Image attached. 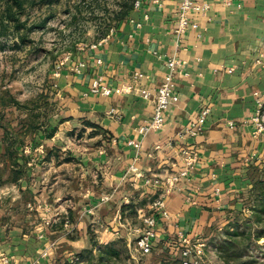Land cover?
Instances as JSON below:
<instances>
[{
    "label": "crops",
    "instance_id": "0c3cea01",
    "mask_svg": "<svg viewBox=\"0 0 264 264\" xmlns=\"http://www.w3.org/2000/svg\"><path fill=\"white\" fill-rule=\"evenodd\" d=\"M199 1L208 2L210 9L191 13L199 27L180 40L174 32L180 0L144 1L112 34L70 63L85 61L81 73L67 64L57 79L63 118L74 125L96 123L111 138L110 152L98 150L82 159L88 169L84 176H91L90 169L96 176L101 174L105 178L101 188L109 189L111 199L103 200L109 195L106 191L97 194L94 188L83 189L85 206L130 197L151 208L159 191L144 187L127 172L129 166L164 175L179 168L175 163L179 147L190 142L197 147L198 162L180 189L166 199L171 218L159 222L156 246L178 231L195 237L211 221L243 212L252 166L264 159V131L256 135L251 121L259 102L264 110V0ZM137 22L142 25L137 27ZM174 57L186 61L182 71L174 74L179 101L168 110L161 130L144 132L155 92L169 72L167 60ZM97 75L112 89L110 95L91 92ZM117 88L124 90L117 92ZM205 107L211 110L205 128L190 139L184 134L185 126ZM129 140L140 142L141 147L129 145ZM169 141L173 146L166 145ZM159 143L162 148L155 150ZM7 235L10 241L1 248L10 257L9 264L54 263L49 262L52 254H40L43 244L23 229L10 228ZM77 239L79 248H85L84 238L72 240Z\"/></svg>",
    "mask_w": 264,
    "mask_h": 264
},
{
    "label": "rangeland",
    "instance_id": "374dc122",
    "mask_svg": "<svg viewBox=\"0 0 264 264\" xmlns=\"http://www.w3.org/2000/svg\"><path fill=\"white\" fill-rule=\"evenodd\" d=\"M136 1L28 0L15 15L0 2V253L8 256L1 245L10 228H21L53 264H183L179 248L164 240L150 254L140 252L141 216L153 210L130 197L102 204L111 199L101 188L105 178L94 169L84 176L82 159L110 152L111 138L96 123L63 118L56 74L106 39ZM12 16L26 26L15 27ZM252 167L243 212L192 237L200 264H264V159ZM87 188L110 196L85 206ZM81 237L82 249L72 240Z\"/></svg>",
    "mask_w": 264,
    "mask_h": 264
},
{
    "label": "built area",
    "instance_id": "2783aa9c",
    "mask_svg": "<svg viewBox=\"0 0 264 264\" xmlns=\"http://www.w3.org/2000/svg\"><path fill=\"white\" fill-rule=\"evenodd\" d=\"M144 1L157 3L159 0H137L134 5V10H138ZM225 2L229 3V0H225ZM209 9L210 4L206 1L180 0L178 10L176 12L174 27V32L178 36L179 40L183 34H185L190 29L195 30L199 27V21L193 19L191 13L194 11L206 12ZM136 25L137 27H140L142 24L141 22H137ZM114 31L115 28H112L110 34H112ZM98 63H102V60L98 59ZM63 64L65 63L63 62ZM166 64L169 68V72L164 76L163 82L155 92L153 113L148 123L143 126L144 132L161 130L166 124L168 110L172 105L179 101V96L176 93L174 74L176 72L182 71V69L185 67L186 61L174 57L168 59ZM85 66L86 62L81 60L75 65H71V70L81 73ZM56 75L59 77L61 72L59 71ZM138 76L141 77L142 75L139 74ZM128 89H131V86H129ZM123 90L124 88H117L115 91L121 92ZM91 92L108 96L112 93V89L104 84L103 76L97 75L92 81ZM149 95L150 94L147 92L144 93L145 98H148ZM262 107V104L259 102V109L256 110L254 116L251 119L252 123L255 125L256 135L264 131V110ZM210 111L211 110L209 107H205L195 117L191 118L189 123L185 126L184 134L188 135L190 139H194L200 133H202ZM229 125L234 127L235 123L231 121ZM128 143L129 145L135 146L137 149L141 147L140 142L135 140H129ZM166 145L173 146L172 142L170 141L167 142ZM161 148L162 145L160 143L156 144L155 150H160ZM178 154L179 159L176 160L175 163L177 166H179V168H173L164 175L147 174L146 172L139 170L135 164L130 165L129 169L127 170V172H131L135 178L140 180L144 187L159 191V194L153 201V205L151 207L153 211L141 216L143 226L138 231L136 244L143 255L150 254L155 247L156 239L158 237L157 234L159 222L161 220H169L171 218L167 207V197L170 196L175 190L180 189L181 181L189 177L190 171L193 169L199 159L197 147L191 142L179 147ZM105 199L107 200L109 198L107 197ZM167 243L170 248H179L183 257V264H200L201 259L199 258V253L201 252L197 251L196 249L199 248L197 246L199 244V240L192 238L190 235H187L182 231H178L174 237H170L167 240ZM43 256H48V252L46 251ZM0 262L1 264H9L10 259L4 253H0Z\"/></svg>",
    "mask_w": 264,
    "mask_h": 264
},
{
    "label": "trees",
    "instance_id": "16d2710c",
    "mask_svg": "<svg viewBox=\"0 0 264 264\" xmlns=\"http://www.w3.org/2000/svg\"><path fill=\"white\" fill-rule=\"evenodd\" d=\"M0 2H6L7 12L15 15L21 14L25 11L28 0H0ZM12 20L16 22L15 27L19 28L26 26V23L21 22V19L19 17L16 18V16H12ZM89 124L94 125L93 122H89ZM64 264H72V262L70 260H67V262H65Z\"/></svg>",
    "mask_w": 264,
    "mask_h": 264
}]
</instances>
